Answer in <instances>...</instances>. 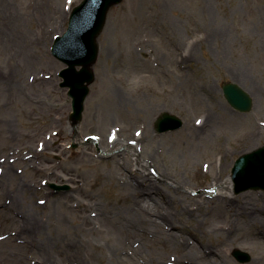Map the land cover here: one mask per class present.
I'll use <instances>...</instances> for the list:
<instances>
[{
    "label": "rangeland",
    "instance_id": "obj_1",
    "mask_svg": "<svg viewBox=\"0 0 264 264\" xmlns=\"http://www.w3.org/2000/svg\"><path fill=\"white\" fill-rule=\"evenodd\" d=\"M79 1L0 0V264H144L139 255L150 250L142 253V240L125 237L109 222L139 186L120 177V167L132 174L137 167L133 152L161 176L144 173L138 182L151 186L149 177L165 202L172 198L157 210L176 215V235L215 250L211 259L221 264H264L260 217L230 222L235 210L264 206V190L236 193L234 184L225 185L234 160L264 144V0L112 5L97 38L94 80L73 126L71 99L59 86L64 64L50 45ZM239 69L249 81L234 74ZM225 81L252 93L250 111L228 104ZM164 111L182 126L155 131ZM214 125L215 137H199ZM252 130H258L256 140L246 142ZM113 136V147L100 143L111 145ZM131 144L137 152L128 151ZM152 241L163 258L179 255L168 239L169 247L160 238ZM235 249L249 260H237Z\"/></svg>",
    "mask_w": 264,
    "mask_h": 264
},
{
    "label": "bare ground",
    "instance_id": "obj_2",
    "mask_svg": "<svg viewBox=\"0 0 264 264\" xmlns=\"http://www.w3.org/2000/svg\"><path fill=\"white\" fill-rule=\"evenodd\" d=\"M212 31H215V27L212 29ZM234 74L241 78L243 81H249V78L245 72V70L243 69H239L236 70L234 72ZM4 83V81L0 80V84ZM11 85L14 84L12 82H9ZM248 91V90H247ZM255 92V91H254ZM249 94L252 96V93L249 92ZM255 94H257V92H255ZM113 96V94H112ZM253 97V96H252ZM88 99V98H87ZM122 101V99H120ZM119 100V102H120ZM210 120L214 121L213 117L211 115H209ZM235 118V115L231 116V122L233 121V119ZM207 120V117L205 118ZM204 120V121H206ZM260 125V124H259ZM73 131L75 132V136L77 135L78 132V127H73L72 128ZM214 131L208 130V132L205 134H200L199 137H201L202 139H209L210 137H215L216 136V132H217V125L213 126ZM257 132L258 130H252L249 135H246V137H244L243 139L246 140V142H252L256 140L257 137ZM190 138V137H189ZM192 139V138H190ZM101 144H105L104 146L107 147H113L114 144L116 143V140H112L111 145L105 143V141L103 140V138H101L100 140ZM132 146H134V144H131ZM252 145L254 144H250V146L248 148L253 147ZM104 146L103 149H101V153L104 152ZM102 148L101 146H99V149ZM128 151H136L137 152V147H131L130 145L127 146ZM14 151L16 149H13ZM34 152V151H33ZM36 154L33 153L32 156H35ZM134 155V161L135 164L137 165V167L135 169H133V174L132 172H129V167H120L122 168V170L125 171V174L121 173V179H122V183H128V184H132V183H136L139 184V186L134 187L131 189V191L126 194V196L124 197L125 201L127 202L126 205H123L121 209L119 208H115L113 210V215L110 218L111 224L115 225L119 230H123L124 236L129 238V237H138L139 239H141L142 241H144V243L141 241L140 244V248L142 253H146L144 250L145 249H149L150 251L147 252L144 255H139L140 260L144 263V264H221L219 262H217L216 257H214L213 259L212 256L216 255L215 250L211 251L210 248H208V246L203 245L201 248L197 247L196 245L192 244V243H188L185 241V239L183 240L181 236L176 235L177 230L180 231L181 229L174 225L173 222H178L176 215L171 214V212L168 210L166 213L160 212L159 210H157V208L160 205H164L166 207H169V204H171L172 198L168 197V200L165 202V200L162 197V194L159 192V190L157 188H155V183H153L149 177L147 178V180L149 181V184H151V186H144L141 184V182H138L139 179L138 177L142 174H147V175H151V177H156L159 178L161 176H159L158 171L156 172L155 170L153 172H151L148 167V169H146V165L144 163H141L139 160V154L133 152ZM4 159H2L1 161H3ZM6 163V162H4ZM219 170L221 169V167L218 168ZM45 171V170H42ZM156 173V175H155ZM129 178V179H128ZM68 180H73V177L70 175L67 177ZM179 183V182H178ZM225 185L228 189H231L232 186V181L230 179V177L226 178L225 181ZM151 191H155L154 195L151 194ZM159 193V194H158ZM159 196H157V195ZM226 192H223V194H221L224 197H228L226 196ZM184 195V194H183ZM218 195V193L216 194ZM188 196V195H187ZM24 196H21L20 198H23ZM184 198H187L186 195L182 196ZM159 201H158V200ZM167 199V197H166ZM81 203L83 202H78V204L81 205ZM158 203H161L160 205H158ZM204 203V202H202ZM30 204V203H29ZM27 204V205H29ZM32 205V204H30ZM203 205V204H202ZM33 206V205H32ZM204 206V205H203ZM69 207V206H68ZM254 210H248V207H242L240 208V210H235L233 212H231L233 214V217L230 218V221L232 226H233V222H235L236 220H239L238 217L243 216V221H247V220H253V218H255V220L260 217V219L258 220V222L260 223H264V206H260V207H252ZM100 209V208H99ZM202 209V208H201ZM184 211L179 212V214L181 215ZM112 213V212H111ZM154 213H156L154 216ZM103 218L102 217H98L97 220H101ZM147 227H150V229H144ZM230 226L227 227V229L229 230ZM174 229V231H173ZM149 238L151 240H149ZM156 238H160L161 240H164V242L166 243V245L169 247L170 244L168 243L167 239L169 240V242L172 244L171 247H173L174 249H177L179 252V255L175 256L174 255H167V257L163 258L162 255L160 254V249L161 248H157L156 244H154V242L152 240H155ZM158 240V239H157ZM179 240V242L177 241V243H174L173 241ZM146 244L148 245V247L146 246ZM141 251L139 250V252L141 253ZM133 253L135 254V252L133 251ZM210 253V254H209ZM213 253V254H212ZM209 254V255H208ZM222 255V252H221ZM171 256V257H169ZM70 264H77V263H70ZM82 264V263H79Z\"/></svg>",
    "mask_w": 264,
    "mask_h": 264
},
{
    "label": "water",
    "instance_id": "obj_3",
    "mask_svg": "<svg viewBox=\"0 0 264 264\" xmlns=\"http://www.w3.org/2000/svg\"><path fill=\"white\" fill-rule=\"evenodd\" d=\"M111 1L113 0L108 1L109 5L112 3ZM99 29L90 37V34L87 36V31L79 23H76L69 33L67 41L56 50L57 55L63 58L68 65L61 73L64 79L61 85L69 87L68 94L72 97L73 109L70 117L73 123L78 122L81 117L83 99L88 92V84L93 80V72L90 67L95 60L98 49L96 36ZM77 64L81 65L79 70L75 69ZM222 87L225 97L234 107L240 110L250 108V98L240 87L233 83H225ZM171 118L173 120L176 117L162 113L156 122L158 129L173 127L174 121H169ZM168 121L171 124L165 123ZM263 150L264 146L257 152L244 155L236 161L231 175L236 185L235 192L248 188L264 189V167L251 166L253 158H261Z\"/></svg>",
    "mask_w": 264,
    "mask_h": 264
}]
</instances>
